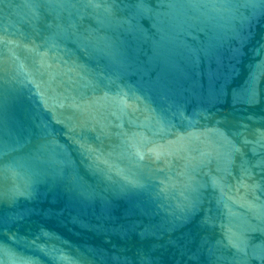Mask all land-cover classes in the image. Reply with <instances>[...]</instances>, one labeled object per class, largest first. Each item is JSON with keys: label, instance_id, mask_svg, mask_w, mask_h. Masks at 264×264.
<instances>
[{"label": "water", "instance_id": "obj_1", "mask_svg": "<svg viewBox=\"0 0 264 264\" xmlns=\"http://www.w3.org/2000/svg\"><path fill=\"white\" fill-rule=\"evenodd\" d=\"M0 264H264V0H0Z\"/></svg>", "mask_w": 264, "mask_h": 264}]
</instances>
